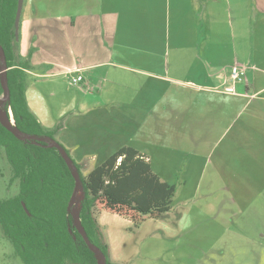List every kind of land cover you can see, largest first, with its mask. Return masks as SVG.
Here are the masks:
<instances>
[{"label":"crops","instance_id":"1","mask_svg":"<svg viewBox=\"0 0 264 264\" xmlns=\"http://www.w3.org/2000/svg\"><path fill=\"white\" fill-rule=\"evenodd\" d=\"M18 51L31 52L25 97L43 127L27 76H82L85 89L64 99L63 145L73 129L69 142L90 148V159L96 148H110L106 159L130 146L162 165L152 169L175 185L172 229L198 224L189 220L197 193L173 181L181 166L179 180L204 188L217 225L228 211L249 212L235 225L264 228V0H23ZM233 64L245 66L244 80L229 79Z\"/></svg>","mask_w":264,"mask_h":264},{"label":"trees","instance_id":"2","mask_svg":"<svg viewBox=\"0 0 264 264\" xmlns=\"http://www.w3.org/2000/svg\"><path fill=\"white\" fill-rule=\"evenodd\" d=\"M16 8L17 0H0V47L10 93L4 107L6 111L10 108L15 126L28 138L19 139L0 124V151L10 167L9 180L18 183L14 196L0 198L1 230L24 264H98L68 210L75 179L54 146L59 144L71 157L83 189L80 223L90 242L104 255L105 264H116L109 260V244L97 213L118 214L138 227L171 209L175 185L161 180L146 156L130 146L119 148L83 173L81 164L55 136L62 120L55 128L46 129L27 104L25 77L26 70L32 68L31 52L23 57L18 51Z\"/></svg>","mask_w":264,"mask_h":264},{"label":"rangeland","instance_id":"3","mask_svg":"<svg viewBox=\"0 0 264 264\" xmlns=\"http://www.w3.org/2000/svg\"><path fill=\"white\" fill-rule=\"evenodd\" d=\"M34 79L37 80L38 88H29L28 99L32 107H39L46 116L42 120L44 127H51L61 120L65 123L68 117L61 116L63 103L66 104L64 99L75 96L78 92L77 87L82 89L85 87H82L81 83L73 84L69 76L31 75L27 76V83ZM0 108L4 109V104H1ZM83 129L87 127L84 126ZM68 131L71 134H67L68 138L65 140L64 147L69 154L76 161L83 156L90 159L87 153L92 150L84 145L78 147L75 142H69V136L73 137L74 132L73 129ZM137 139L139 134L133 141L137 142ZM153 146V141L149 142L150 149ZM109 151L110 148H96L95 157L89 160L90 164H81L83 173L103 162ZM152 161L153 169L161 171L162 165L155 164L154 158ZM172 167L174 165H167L165 171L170 172ZM181 167V170H175L173 181L180 189V194L197 193L196 197L190 199L189 220L198 224H192L188 228L173 226L174 229H172L170 224L172 214L166 212L164 217L148 219L135 227L129 219L115 213L103 211L99 217L100 211L97 213V219L100 220L109 244V260L116 264H264V238L260 237V234L264 233V228L258 230L250 226L235 225L236 222L245 219L252 220V214L249 212L230 213L228 211L224 214L225 217L230 214L225 218L227 222L221 221V225H217L216 222L223 218H220L218 213L212 212L215 206L204 208L206 205V201H203L204 188L195 190L196 182L191 177L183 185L179 177L185 166ZM166 172L164 173L167 174ZM10 175L9 164L0 151V198L12 197L18 190L17 181L11 182ZM220 189L218 184L213 183L211 195L219 196V192H222ZM206 199L211 200L210 197ZM175 201L177 202V199ZM210 222L212 224H204ZM0 264H24L14 253L13 246L6 239L1 227Z\"/></svg>","mask_w":264,"mask_h":264},{"label":"water","instance_id":"4","mask_svg":"<svg viewBox=\"0 0 264 264\" xmlns=\"http://www.w3.org/2000/svg\"><path fill=\"white\" fill-rule=\"evenodd\" d=\"M22 4H23V0H17V8H16V13H15V18H14V26H15L14 34H15L16 39H18L19 20H20V15H21V10H22ZM0 62H1L0 84H1V87L3 89V95H2L3 97L0 98V105L4 104V106H5V104L9 101L10 93H9V88H8V83H7V74H6L7 68H6V64H5V55H4V51L1 49V47H0ZM2 110H3V113H2ZM0 124L3 127H5L7 130H9L15 137H17L19 139L28 138L27 136L22 135V132L15 126L10 108H7V111L5 110V107H4V109L0 108ZM29 138L35 139L34 136H31ZM45 140H46L45 138L39 139V141H45ZM54 146L60 152V154H61L62 158L64 159V161L66 162L67 166L71 169L72 175L75 179V186L73 189V193H72L70 200H69V203H68V210L71 211L72 217L74 219V226L76 227L78 232L81 234L82 238L84 239V241L87 244V246L89 247V249L95 253L98 264H105L104 255L88 239L86 232L80 223L79 212L77 214L74 212V205H75L77 195L80 192V190L83 192L78 171L75 169V167L72 163L71 157L68 155L66 150L62 146H60L59 144H54ZM22 204H23L25 211H27L24 203H22ZM27 213H28V211H27Z\"/></svg>","mask_w":264,"mask_h":264},{"label":"built area","instance_id":"5","mask_svg":"<svg viewBox=\"0 0 264 264\" xmlns=\"http://www.w3.org/2000/svg\"><path fill=\"white\" fill-rule=\"evenodd\" d=\"M245 66L244 65H238V64H233L230 68L229 71V79L232 81V83L237 82V81H242L245 79ZM82 80L81 75H75L71 77V82L73 84H78ZM231 91H234V87L230 86Z\"/></svg>","mask_w":264,"mask_h":264},{"label":"bare ground","instance_id":"6","mask_svg":"<svg viewBox=\"0 0 264 264\" xmlns=\"http://www.w3.org/2000/svg\"><path fill=\"white\" fill-rule=\"evenodd\" d=\"M2 113H3V111H2ZM82 197H83V192L80 190V192L77 195V198H76V201H75V205H74V212L76 214L79 212L80 202H81Z\"/></svg>","mask_w":264,"mask_h":264},{"label":"flooded vegetation","instance_id":"7","mask_svg":"<svg viewBox=\"0 0 264 264\" xmlns=\"http://www.w3.org/2000/svg\"><path fill=\"white\" fill-rule=\"evenodd\" d=\"M14 196V195H13ZM4 198H7V197H4Z\"/></svg>","mask_w":264,"mask_h":264}]
</instances>
